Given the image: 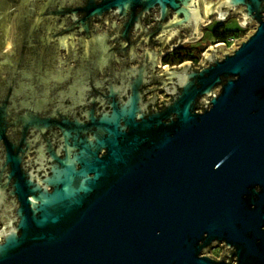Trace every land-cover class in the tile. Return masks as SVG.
Listing matches in <instances>:
<instances>
[{
    "label": "water",
    "instance_id": "water-1",
    "mask_svg": "<svg viewBox=\"0 0 264 264\" xmlns=\"http://www.w3.org/2000/svg\"><path fill=\"white\" fill-rule=\"evenodd\" d=\"M142 1L161 9L148 36L163 45L186 29L196 39L215 2L114 0L101 9ZM220 4V16L239 12V22L255 28L229 49L210 46L199 67L188 61L154 75L148 50L142 67L95 77L107 89L98 99L112 110L91 112L98 131L43 179L52 192L25 178L9 146L21 220L0 239V264H210L200 254L215 240L243 246V255L264 264V0ZM2 27L11 37L10 24ZM15 62L0 59V82L9 89ZM153 82L162 90L144 102L140 88ZM9 117L0 105L1 133ZM4 194L0 188V201Z\"/></svg>",
    "mask_w": 264,
    "mask_h": 264
},
{
    "label": "flooded vegetation",
    "instance_id": "flooded-vegetation-1",
    "mask_svg": "<svg viewBox=\"0 0 264 264\" xmlns=\"http://www.w3.org/2000/svg\"><path fill=\"white\" fill-rule=\"evenodd\" d=\"M105 1L114 0H0L3 14L0 24L9 23L12 30L7 38L6 27L0 29V59L16 61L17 75L11 90L0 82V105H6L11 113L2 126L5 131L0 132V188L5 193L0 201L2 240L6 233L18 228L21 220L17 212L21 202L11 193L19 174L13 176L12 165L7 163L9 146L20 157L25 178L34 176V182L40 180V185L52 192L54 186L45 184L43 179L50 177L53 169L62 168L61 161L68 152L71 157H77L84 140L91 139L98 131L92 124L91 112L99 116L100 111L110 109L108 103L98 99L107 89L97 87L95 77L104 79L123 69L142 67L148 50L154 55V61L148 64L154 75L167 68H177L185 62L164 63L169 53L187 42L202 41L204 28L208 26L226 24L231 17L239 21L242 18L236 11L220 16L216 4L221 5L224 0H213L214 11L202 24L196 39L190 40L192 33L186 29L163 45L162 39L148 36L161 23L158 6L147 10V3L142 1L127 2L128 8L112 5L101 9ZM253 24L240 23L244 29ZM103 57L111 66L95 69ZM5 77L6 72L1 70L0 79ZM159 86L158 82L141 86L143 101L157 96L162 90ZM156 102L159 109L163 108ZM106 153L99 152V156ZM261 229L264 230V221ZM256 240L259 243L262 239ZM242 247L215 240L202 250L200 257L208 258L210 264H258L259 258L252 253L243 255Z\"/></svg>",
    "mask_w": 264,
    "mask_h": 264
},
{
    "label": "trees",
    "instance_id": "trees-1",
    "mask_svg": "<svg viewBox=\"0 0 264 264\" xmlns=\"http://www.w3.org/2000/svg\"><path fill=\"white\" fill-rule=\"evenodd\" d=\"M207 30L211 31V41L201 42L198 45L185 44L175 49V51L169 53L164 58V63H170L172 65H178L186 61L198 63L202 58L203 52L208 48L210 44L226 43L231 44L232 40L241 39L246 30L244 28H228L226 24L219 23L216 26Z\"/></svg>",
    "mask_w": 264,
    "mask_h": 264
},
{
    "label": "rangeland",
    "instance_id": "rangeland-1",
    "mask_svg": "<svg viewBox=\"0 0 264 264\" xmlns=\"http://www.w3.org/2000/svg\"><path fill=\"white\" fill-rule=\"evenodd\" d=\"M208 25V24H207ZM206 25V26H207ZM214 25H211V26H208V27H206V28H204V33H205V37H204V39H202V41H200V42H198V41H194V42H187L186 44H191L192 46L193 45H198V44H200L201 42H208V41H211L212 40V38H211V31L210 30H207V28H211V27H213ZM226 26L228 27V28H233V29H238L239 27L241 28V25H240V22H239V20H238V18H236V17H231L227 22H226ZM243 28V27H242ZM247 29H245L246 30V33H245V35H248V32L250 31V30H254V27H252V26H249V27H246ZM245 35L242 37V38H245ZM238 41H239V39H237ZM236 40V41H237ZM235 41V39L234 40H232L231 41V44H227L226 45V48L227 49H229V48H231V46L236 42ZM217 44V43H216ZM215 44H210L209 46H208V48L210 47V46H214ZM207 48V49H208ZM206 49V50H207ZM205 50V51H206ZM204 51V52H205ZM203 52V53H204ZM202 57H203V55H202ZM201 60H202V58L200 59V61L199 62H201ZM199 62H198V64H197V67H199L200 66V64H199Z\"/></svg>",
    "mask_w": 264,
    "mask_h": 264
},
{
    "label": "built area",
    "instance_id": "built-area-1",
    "mask_svg": "<svg viewBox=\"0 0 264 264\" xmlns=\"http://www.w3.org/2000/svg\"><path fill=\"white\" fill-rule=\"evenodd\" d=\"M236 40H237V39H236ZM236 40H235V41H236ZM224 44H226V43H224ZM226 45H227V44H226ZM192 63H193V62H192ZM197 64H198V63H194V66L197 67ZM178 66H179V65H178Z\"/></svg>",
    "mask_w": 264,
    "mask_h": 264
}]
</instances>
